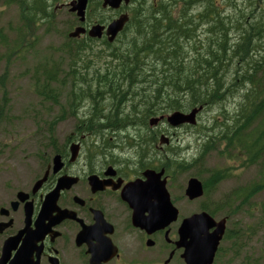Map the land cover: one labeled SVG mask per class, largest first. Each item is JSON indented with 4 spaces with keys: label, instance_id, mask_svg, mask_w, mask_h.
Listing matches in <instances>:
<instances>
[{
    "label": "trees",
    "instance_id": "trees-1",
    "mask_svg": "<svg viewBox=\"0 0 264 264\" xmlns=\"http://www.w3.org/2000/svg\"><path fill=\"white\" fill-rule=\"evenodd\" d=\"M1 1L18 8L14 33L21 37L32 27L53 23L55 9L69 0ZM227 2L235 8L234 17L222 14L220 0H129L123 6L129 20L115 43L100 39L111 49L114 68L98 74V88L92 91L93 95L89 90L71 89L69 107L70 115L77 116L72 101H93L89 114L76 124L81 126L77 133L97 136L105 148L117 146L115 143L121 139L117 132L122 129H141L139 135L124 136L131 140L132 148H137L136 159L144 166L164 167L168 175L175 169L186 171L196 166L200 158L214 151L212 136H217L221 152H240L237 159L243 160L244 166H257L252 181L229 193L230 209L249 208L250 204L256 205L251 203L254 195L264 191V0H245L243 7L234 5L232 0ZM198 4L201 9L194 12ZM117 14L118 11L102 8L99 0H88L86 24H105ZM73 21L78 24L75 16ZM232 31L236 32L235 39L229 38ZM6 38L0 31L1 43L8 46L2 41ZM94 40L88 36L69 38L70 46L64 47L69 56L66 74L71 75V84L85 80L76 63ZM45 66L38 93L52 99L50 84L56 80L57 70ZM234 91L241 93L233 116L220 124L216 135H211L213 127H203L197 140L201 147L198 156L190 160L156 157L154 147L162 131L149 126L151 117L199 106L205 109L224 101ZM102 99L108 102L106 108L100 107ZM138 103L142 108L136 106ZM125 104L127 107H123ZM108 134L114 135L113 142ZM228 175L227 169L209 168L205 177L196 176L207 194Z\"/></svg>",
    "mask_w": 264,
    "mask_h": 264
},
{
    "label": "flooded vegetation",
    "instance_id": "flooded-vegetation-1",
    "mask_svg": "<svg viewBox=\"0 0 264 264\" xmlns=\"http://www.w3.org/2000/svg\"><path fill=\"white\" fill-rule=\"evenodd\" d=\"M73 127L60 147L51 142L48 156L31 158L34 173H12L0 182V264H186L188 239L178 229L184 218L200 212L215 222L225 219L210 263L220 264L229 235V194L221 203L210 191L189 199L185 188L184 195L182 188L167 189L164 171L158 180H164L177 210L168 221L166 211L152 213L144 185L146 170L164 167L115 155L116 147L86 140L77 133L81 126ZM55 155L61 163L56 171ZM184 200L195 205L193 212L182 213ZM216 229L209 226L208 234Z\"/></svg>",
    "mask_w": 264,
    "mask_h": 264
},
{
    "label": "rangeland",
    "instance_id": "rangeland-1",
    "mask_svg": "<svg viewBox=\"0 0 264 264\" xmlns=\"http://www.w3.org/2000/svg\"><path fill=\"white\" fill-rule=\"evenodd\" d=\"M69 1H63L55 9L53 23L43 24L38 28L32 27L30 31L23 32L21 37H16L14 28L18 25V8L13 4H3L0 0V31L7 37L2 41L8 42L6 46L0 41V182L9 181L12 173L20 171L34 173L36 169L31 158L48 156L52 141L55 147H60L65 137L75 131L73 125L81 118H86L91 111L93 101L86 98L76 99L72 102L77 116L70 115L71 89L89 90L88 93L93 95L92 91L98 88L96 80L98 74L114 68V60L109 56L111 49L103 45L100 39H95L90 43V47L86 48L89 50L80 53V61L76 63V68L85 80L77 84L76 80L71 84L72 77L66 74L70 66L69 56L64 47L69 44L68 33L76 21H73L75 15L69 12L65 5ZM227 1L220 0L222 14L234 17L235 8ZM232 2L243 7L245 0ZM200 9L201 6L198 4L194 6L193 11L197 12ZM223 21L226 22L227 19L224 18ZM235 37V31L229 32V38ZM83 40L85 42V39ZM44 65L46 68L55 67L57 70L56 80L50 84L52 92L49 95L52 99L38 93L43 84L41 70ZM262 83L264 84V76ZM240 93L234 91L224 101L202 109L196 117L195 125L171 128L165 122L159 123L156 129L171 137V140L168 145L156 142L154 147L156 157L190 160L198 156L201 147L197 146V140L202 136L203 127H213L211 135H216L220 124L226 123L233 116ZM107 104L104 99L100 101V107L106 108ZM136 106L142 108L139 103ZM123 107H127V104ZM135 133L139 135L141 129L129 126L117 132L118 138L121 139L115 143L117 146L112 149V153L135 162L137 148H132L129 145L131 140L124 137L126 134ZM84 134L86 140L98 139L97 136ZM106 136L114 138L112 134ZM112 138L109 139L111 142ZM212 140L214 151L200 158L201 161L196 166L186 171L175 169L170 175L167 174L169 177L167 189L182 188L184 195L183 189L189 177H197L198 174L203 178L205 170L209 168L227 169L228 177L212 187L209 192L212 198H218L221 203L235 187L246 184L256 177V165L244 166L243 160L237 159L242 153L221 152L217 136H212ZM20 165H23L21 169ZM252 201L251 203L256 205L250 204L249 208L229 210L228 236L235 237L225 242L226 254L220 259V264H264V191L255 194ZM181 206L183 214L191 213L196 208L193 203L185 200Z\"/></svg>",
    "mask_w": 264,
    "mask_h": 264
},
{
    "label": "water",
    "instance_id": "water-1",
    "mask_svg": "<svg viewBox=\"0 0 264 264\" xmlns=\"http://www.w3.org/2000/svg\"><path fill=\"white\" fill-rule=\"evenodd\" d=\"M129 0H101L103 8L119 9L122 4L127 5ZM88 0H70L67 3L69 12L75 14L80 25L75 26L69 33L68 37L77 38L81 34H87L89 37L99 39L105 36L108 42H113L116 36L122 31L123 27L127 23L129 17L126 12L120 13L117 17L113 18L106 25L95 23L86 29L83 25L85 22V13ZM202 110V107H195L191 110L173 111L166 115H160L153 117L149 120V125L156 126L158 122L165 120L168 126L172 128L180 127L181 125H195L196 116L198 112ZM169 137L165 134H161L159 137V143L168 144ZM74 155V154H73ZM61 167L60 156L55 155L53 157L54 171ZM146 192L149 194V202L152 213L155 211H166L168 221L175 218L177 210L170 202L169 193L165 187V182L160 181L159 177L164 174V169H160L155 172L152 169L145 171ZM58 189L56 190V192ZM185 195L189 199H195L203 195L202 182L197 177H190L187 180L185 187ZM155 199V200H153ZM154 215V214H152ZM217 225V229L213 234H208V228L212 225ZM225 227V219H221L218 222L212 220L205 212L194 213L182 220L179 226V234L183 240L188 239L186 244L185 260L186 264H210L213 254L216 250L218 241L220 240ZM206 251V253H204Z\"/></svg>",
    "mask_w": 264,
    "mask_h": 264
}]
</instances>
